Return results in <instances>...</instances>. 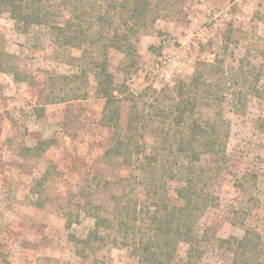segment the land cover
<instances>
[{
	"label": "rangeland",
	"instance_id": "1",
	"mask_svg": "<svg viewBox=\"0 0 264 264\" xmlns=\"http://www.w3.org/2000/svg\"><path fill=\"white\" fill-rule=\"evenodd\" d=\"M60 3L56 0L52 19L56 31L50 25L22 31L7 12L0 13V57H12L18 70L37 80L31 89L0 71V264H137L126 248L87 247L84 257L77 256L70 236L85 239L93 219L84 216L66 227L58 214V207L80 202V187L99 184L94 197L101 198L124 172L117 163L100 159L111 133L98 125L103 102L94 95L89 71L83 78L86 99L47 105L42 118L33 113L32 106L51 93L66 96L73 84L60 78L79 72L72 61L79 51L61 43L58 29L69 31L66 21L71 19ZM212 5L209 0H174L165 17L132 37L138 54L133 67L123 53L109 51L115 82L126 83L136 94L147 88L167 94V88L180 80L188 83L197 68L211 64L221 72L210 79L221 96L216 110L227 161L216 163L214 154L200 156L202 168L216 171H210L206 186L214 202L197 219L199 249L179 243L173 264H234L226 240L242 237L249 228L260 233L264 250V0ZM196 7L201 17L193 13ZM215 113L199 111L201 120ZM48 139L55 143L38 158L17 154L21 146ZM157 142L154 136L145 139L152 150ZM48 166L45 182L30 191ZM169 185L172 193L177 184ZM258 264H264V254Z\"/></svg>",
	"mask_w": 264,
	"mask_h": 264
},
{
	"label": "trees",
	"instance_id": "2",
	"mask_svg": "<svg viewBox=\"0 0 264 264\" xmlns=\"http://www.w3.org/2000/svg\"><path fill=\"white\" fill-rule=\"evenodd\" d=\"M60 2L70 12L71 19L66 21L69 31L58 29L62 34L61 43L79 51L72 59L79 72L60 78L73 84L66 96L51 93L49 98L32 106L33 113L36 118H42L47 105L86 99L89 90H82L83 78L89 71L94 81V95L103 102L98 125L111 133L100 159L106 164L117 163L125 172L119 173L115 188L109 189L108 195L94 197V187L100 188L99 184L80 187L76 192L80 202L77 197L73 208H57L66 227L79 223L84 216L93 219L85 239L70 236L75 254L84 257L87 247L98 251L111 246L128 249L137 264H173L179 243L191 244L190 251L199 249L197 219L214 202L206 186L211 180H208L210 171L215 170L202 168L200 156L214 154L216 163L227 161L223 122L216 110L221 96L219 87L210 79L212 74L221 72L211 64L207 69L197 68L188 83L180 80L167 88V94L163 91L156 94L150 88L136 94L126 83L115 82L109 51L123 53L130 66H135L138 54L132 37L165 17L174 0ZM57 9L56 0H0V13L7 12L22 31L45 25L56 31L52 19ZM1 70L31 89L37 84L35 77L18 70L10 56L0 57ZM150 92L154 94L146 100ZM238 105L231 104V107ZM202 108L216 112L214 117L201 120ZM147 136L158 140L154 150L146 145ZM54 143L51 139L37 140L31 147L21 146L16 153L23 158H38ZM49 168L31 182L30 191L45 182ZM170 181L177 184L172 193ZM226 244L234 264H258L264 254L260 233L255 229L245 230L240 238L228 237Z\"/></svg>",
	"mask_w": 264,
	"mask_h": 264
},
{
	"label": "crops",
	"instance_id": "3",
	"mask_svg": "<svg viewBox=\"0 0 264 264\" xmlns=\"http://www.w3.org/2000/svg\"><path fill=\"white\" fill-rule=\"evenodd\" d=\"M200 1L204 3L205 0H200ZM209 1L213 4L212 6L221 7L225 0H209ZM193 13L198 15L199 17H201V15H202L200 13V9L198 7H196V9H194Z\"/></svg>",
	"mask_w": 264,
	"mask_h": 264
}]
</instances>
